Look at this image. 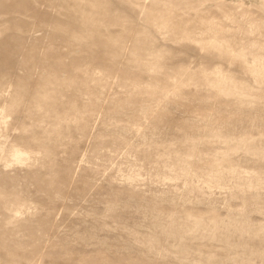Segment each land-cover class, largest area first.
Wrapping results in <instances>:
<instances>
[{"label":"rangeland","instance_id":"374dc122","mask_svg":"<svg viewBox=\"0 0 264 264\" xmlns=\"http://www.w3.org/2000/svg\"><path fill=\"white\" fill-rule=\"evenodd\" d=\"M0 264H264V0H0Z\"/></svg>","mask_w":264,"mask_h":264}]
</instances>
